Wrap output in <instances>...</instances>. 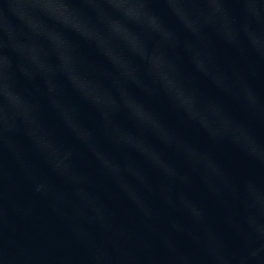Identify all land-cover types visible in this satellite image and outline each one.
<instances>
[{
	"label": "water",
	"instance_id": "water-1",
	"mask_svg": "<svg viewBox=\"0 0 264 264\" xmlns=\"http://www.w3.org/2000/svg\"><path fill=\"white\" fill-rule=\"evenodd\" d=\"M0 264H264V0H0Z\"/></svg>",
	"mask_w": 264,
	"mask_h": 264
}]
</instances>
